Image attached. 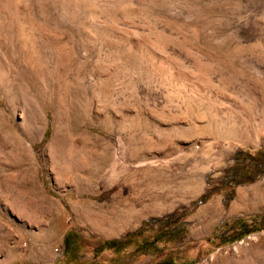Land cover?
Segmentation results:
<instances>
[{"label": "rangeland", "instance_id": "1", "mask_svg": "<svg viewBox=\"0 0 264 264\" xmlns=\"http://www.w3.org/2000/svg\"><path fill=\"white\" fill-rule=\"evenodd\" d=\"M263 145L264 0H0V264H264Z\"/></svg>", "mask_w": 264, "mask_h": 264}, {"label": "trees", "instance_id": "2", "mask_svg": "<svg viewBox=\"0 0 264 264\" xmlns=\"http://www.w3.org/2000/svg\"><path fill=\"white\" fill-rule=\"evenodd\" d=\"M46 131L45 134H47ZM264 175V145L260 146L255 150H243L238 149L233 154V165L230 168V174L227 178V183H229L233 189L237 186L248 184L254 182L256 179ZM212 191L203 194L199 198V202H205ZM233 198V190L230 194L225 195L223 198L224 203H227ZM167 223V221H162ZM224 227V232L226 230H231L228 241H235L242 238L246 234L257 231L264 228V215H253L249 217L237 216L230 220H224L221 222L220 226L216 229H221ZM182 227H176L175 229H167L161 233L172 234L170 237H174ZM130 234H127L125 238H114L103 240L100 244V248H116L119 246L124 247L126 241L130 238ZM227 241V242H228ZM225 241H222L224 243ZM171 264L166 261H162L161 264Z\"/></svg>", "mask_w": 264, "mask_h": 264}, {"label": "bare ground", "instance_id": "3", "mask_svg": "<svg viewBox=\"0 0 264 264\" xmlns=\"http://www.w3.org/2000/svg\"><path fill=\"white\" fill-rule=\"evenodd\" d=\"M130 203H133V202H130ZM130 205V204H129ZM135 208H137V206L135 207ZM128 210V209H127ZM145 210V209H144ZM132 211H136L135 209H133ZM147 211V210H146ZM128 213V212H127ZM134 213H136V212H134ZM124 217V216H123ZM135 217V216H134ZM128 218V217H127ZM136 219V218H135Z\"/></svg>", "mask_w": 264, "mask_h": 264}]
</instances>
